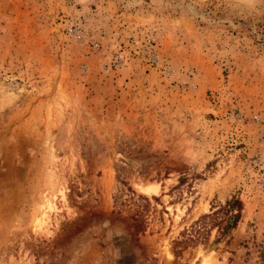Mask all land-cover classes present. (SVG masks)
Here are the masks:
<instances>
[{
    "label": "rangeland",
    "instance_id": "374dc122",
    "mask_svg": "<svg viewBox=\"0 0 264 264\" xmlns=\"http://www.w3.org/2000/svg\"><path fill=\"white\" fill-rule=\"evenodd\" d=\"M232 195L242 218L209 251L216 221L194 223ZM261 249L264 0H0V264Z\"/></svg>",
    "mask_w": 264,
    "mask_h": 264
},
{
    "label": "trees",
    "instance_id": "16d2710c",
    "mask_svg": "<svg viewBox=\"0 0 264 264\" xmlns=\"http://www.w3.org/2000/svg\"><path fill=\"white\" fill-rule=\"evenodd\" d=\"M129 189V187H128ZM134 195V192H132ZM141 196H139L140 198ZM153 199H156L153 197ZM244 204L242 200L232 195L224 200L223 204L211 205V214L202 215L194 225L204 223L206 220L214 219L215 224L212 225L211 229L217 230V236L213 244L209 247V251L216 250L217 245L224 242V245H229L232 239L231 234L236 229L238 223L242 218ZM135 218V217H134ZM259 264H264V249L259 251Z\"/></svg>",
    "mask_w": 264,
    "mask_h": 264
},
{
    "label": "bare ground",
    "instance_id": "6f19581e",
    "mask_svg": "<svg viewBox=\"0 0 264 264\" xmlns=\"http://www.w3.org/2000/svg\"><path fill=\"white\" fill-rule=\"evenodd\" d=\"M135 187L138 189V191L141 194L148 196V197H151L158 192V186L156 184L136 183ZM50 204H51V202H50ZM49 209L53 210L54 208L52 206H49ZM37 222H38V227L42 228V223L40 222V220H38ZM211 262H212V260H211V258H209V259L205 260L203 262V264H211Z\"/></svg>",
    "mask_w": 264,
    "mask_h": 264
}]
</instances>
